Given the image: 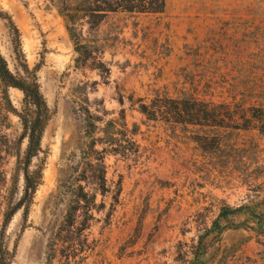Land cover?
Returning <instances> with one entry per match:
<instances>
[{
    "label": "rangeland",
    "instance_id": "374dc122",
    "mask_svg": "<svg viewBox=\"0 0 264 264\" xmlns=\"http://www.w3.org/2000/svg\"><path fill=\"white\" fill-rule=\"evenodd\" d=\"M79 5L0 0V53L11 72L23 64L35 71L50 112L41 152L30 166L41 176L39 186L27 218L20 210L8 225L3 214L26 141L17 153L19 119L0 117L6 138L0 245L9 264H187L221 207L250 205L264 217V120L251 114L264 109V0H165L161 14L109 13L94 29ZM66 20L90 47L84 63ZM182 93L228 111L210 128L152 121L140 113L141 103ZM8 96L19 110L22 93L10 88ZM86 111L97 123L86 120ZM108 121L117 130L127 125L136 152L107 153L108 192L96 196L104 208L93 212L76 245L55 241L66 230L69 174L79 152L103 138ZM91 123L95 132L88 138ZM22 192L19 175L11 204ZM232 220L236 227L208 238L204 264H264V227L245 216Z\"/></svg>",
    "mask_w": 264,
    "mask_h": 264
},
{
    "label": "trees",
    "instance_id": "16d2710c",
    "mask_svg": "<svg viewBox=\"0 0 264 264\" xmlns=\"http://www.w3.org/2000/svg\"><path fill=\"white\" fill-rule=\"evenodd\" d=\"M78 12L83 13V18L87 19L89 28L94 29L109 13L125 12L136 14H161L165 9V0H79ZM65 18V16H64ZM66 20V29L70 40L73 43L74 50L81 55L84 63L90 56V47L77 33L75 24ZM18 45V34L15 30V37L12 40ZM18 51V50H17ZM101 65V64H99ZM102 67V65H101ZM16 89L23 95L21 107L17 110L11 103L8 90ZM140 113L148 120H158L164 118L165 121H171L177 124L197 125L203 127L217 126L223 111H228L223 105H215L200 101L191 94L182 93L181 98L162 100H152L150 105L140 104ZM252 119L263 121L264 109L252 108ZM12 114L19 119L21 134L15 143V149L18 153L21 143L26 141L24 158L20 162L17 157L15 173L11 178V189L9 191V203L3 214V222L8 225L12 217L23 210V218H27L28 209L33 196L39 186L41 176L37 171H30L31 161L41 152V142L47 122L50 118V112L45 99L40 92L34 70H29L23 64L17 69L16 73L9 70L6 60L0 53V117ZM86 111V120L90 118ZM95 123L99 118H90ZM95 119V120H94ZM90 123V122H89ZM212 123V125H210ZM214 123V125H213ZM91 130L86 131L88 138H91L95 132V126L90 124ZM122 130H117L113 121H108L103 128V138L92 139L87 145L86 150L79 152L78 160L72 168L71 186L69 188V200L67 209L63 216V226L66 228L64 236L62 232L56 234L54 240L70 245H76L80 240L90 223L94 220L93 212H100L104 208L103 204L96 203V196H104L108 191L105 178V156L107 153L126 154L135 153V142L129 138L127 125H121ZM264 133V130H261ZM136 132L132 130L130 134ZM118 136V138L115 137ZM120 137V138H119ZM6 138L0 134V182L3 177L1 170L2 147ZM127 143V145H123ZM106 146L101 150L96 149V145ZM130 147V148H127ZM21 175L23 179V192L19 201L11 204V199L15 195L17 179ZM80 183L92 186V192L89 193ZM245 216L251 220L259 229L264 227V217L258 214L255 208L250 205H241L238 207L223 206L209 229L202 233L193 248L192 259L187 264H204V257L207 254V240L210 236H220L223 232L236 227L233 218ZM246 222V221H245ZM246 225V224H245ZM0 264H9V254L0 245Z\"/></svg>",
    "mask_w": 264,
    "mask_h": 264
}]
</instances>
